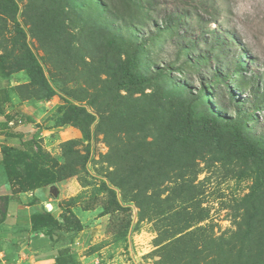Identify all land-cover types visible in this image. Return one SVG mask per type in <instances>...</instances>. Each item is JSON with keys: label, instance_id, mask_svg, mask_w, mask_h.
<instances>
[{"label": "rangeland", "instance_id": "374dc122", "mask_svg": "<svg viewBox=\"0 0 264 264\" xmlns=\"http://www.w3.org/2000/svg\"><path fill=\"white\" fill-rule=\"evenodd\" d=\"M15 1V14L0 10V53L8 56L2 69L8 72L18 53L12 42L16 19L56 91L46 101L39 90L20 88L23 97L27 93L40 98L21 100L30 107L32 122L38 121L37 143L70 173L65 179L85 192L79 202L71 200L72 206L78 211L91 203L84 217L90 225L103 217L108 246L101 256L113 264H264V186L250 195L257 181L246 168L250 163L210 154L204 143L181 146L175 139L169 144L174 107L163 84L187 81L185 89L195 92L200 85L195 68L172 71L166 80L135 90L119 87L116 67L124 54L118 37L127 32L141 37L138 25L122 28L107 6L97 5L102 0ZM146 1H136L140 8L132 5L128 12L117 6L115 13H130L143 23L144 18L158 21L176 11L182 14L180 35L197 43L194 53L210 55L200 69L214 66L217 55L222 63L228 57L245 63L250 84L236 90V97L245 100L249 128L264 142V101L258 110H250L259 99L252 91L261 92L264 84V0ZM212 37L220 41V50L213 47ZM172 49L171 44L164 47L163 59H169ZM155 65L160 67V61ZM16 78L23 83V74L18 72ZM176 88L179 95L189 96ZM63 97L83 105L93 120L52 127ZM70 139L77 141L73 152H67ZM99 180L115 190L119 203L128 208L125 214L101 216L105 194L91 200L89 188H83ZM252 203L257 206L254 215ZM126 217L130 222L125 235L113 239L110 225Z\"/></svg>", "mask_w": 264, "mask_h": 264}, {"label": "trees", "instance_id": "16d2710c", "mask_svg": "<svg viewBox=\"0 0 264 264\" xmlns=\"http://www.w3.org/2000/svg\"><path fill=\"white\" fill-rule=\"evenodd\" d=\"M136 1L138 0H110L109 2L102 0L97 3L101 8L107 6V12L113 14L115 21L121 20L122 28L134 30L136 24L141 29V37L139 38H135L136 36L134 37L127 31L128 34L118 37L119 46L123 49L124 54L116 67L119 87L135 90L149 85L153 81L160 83L161 79L166 80V75L170 76L172 71L182 73L186 68H195L196 77L200 81L195 92L185 89L189 87L187 81L173 83L172 80H166V83H162L165 89H168L167 92L170 93L169 98L174 107L171 129L169 128L173 135L169 144H173L175 139L179 141L181 146L186 145L188 141L204 143L210 154L230 155L231 158L249 162L250 165L248 164L246 168L254 171L257 180L250 195L261 190L264 186V142L252 134L248 125V118L251 116L249 108L244 109L245 100L237 98L235 92L236 90L242 91L243 86L249 83L244 75L245 63L240 58L233 59L230 57L222 63L217 55L215 65L210 67L208 64L207 70L203 71L200 66L208 63V60L211 59L210 55L201 52L194 53L197 43L185 35H180L182 14L175 11L164 14L158 21L147 17L144 18L143 23H138L132 19L130 13L126 16L123 13H115L119 11V9L116 11L117 6L125 11L129 10L132 5L139 9L140 6L135 5ZM15 2V0H0V10L8 14H15L18 8ZM146 2L150 3L149 0ZM12 24V42L18 53L8 64V67L13 73L23 71L25 80L11 88H0V114L4 113L3 107L11 103L10 89H15L19 99H23L27 94L23 97L20 94V88L37 89L41 93L40 97L46 101H49L56 94L37 54L28 44L24 28L16 19H13ZM114 28L117 27L114 26ZM205 41L208 42V40ZM211 41L217 50L222 48L218 39L215 40L212 37ZM170 44L173 45L172 53L169 59H163L164 47ZM182 56L184 58L180 61ZM156 61H160V67L155 65ZM152 62L154 63L153 68L146 70ZM7 63L8 56L0 53V77L4 75L5 71L2 66ZM176 87L186 90L189 96L179 95ZM262 87L261 92L256 91L254 93L252 91L253 95L255 94L254 97L259 99L250 110H258L260 104H263L264 84ZM169 90H173L175 95ZM29 98L40 99L28 94L25 99ZM63 100L58 106L52 127L68 124L77 125L78 122L93 120V115L87 112L83 105L76 104L64 97ZM236 106L239 108H232ZM13 118H15L14 113H6L5 123L8 124L7 122ZM9 135L20 136L18 133ZM36 140V137L33 136L22 142L23 147L5 144L1 147V162L5 166V174L11 183L13 193L55 185L70 176V173H65L64 168L59 166L53 157L43 151ZM76 142V139H70L67 142L69 144L67 152L74 151L72 145ZM85 159L84 156L79 158L83 163ZM83 188H89L91 200H96L97 196L102 193L105 194L106 202L102 207L101 216L114 212L125 214L128 211L127 207L119 203L115 190L104 180H99L95 184H84ZM84 193L79 191L74 197L60 203L59 219L45 209L33 213L30 216L33 232L43 233L51 239L55 235V240L58 241L63 238L66 232L82 230L83 225L72 210L71 200H78L79 202ZM8 201L9 196L0 195V222L6 216ZM92 208L91 203H87L81 207V210L87 211ZM250 208L254 215L257 206L252 203ZM129 222L130 218L126 217L110 225L113 239L117 240L119 236L125 235ZM262 224H264V220ZM251 225V220L248 219L247 226ZM240 244L246 245L247 243L242 241ZM64 251L57 257V264H73V258ZM63 253L64 255H62Z\"/></svg>", "mask_w": 264, "mask_h": 264}, {"label": "crops", "instance_id": "0c3cea01", "mask_svg": "<svg viewBox=\"0 0 264 264\" xmlns=\"http://www.w3.org/2000/svg\"><path fill=\"white\" fill-rule=\"evenodd\" d=\"M17 73L10 70L4 71V75L0 77V88H11L17 85ZM20 74L24 75L25 80V73L20 71ZM9 80L14 83H10ZM10 95L11 103L5 105L4 113L0 114V195L9 196L6 216L0 222V264H57V257L63 250L73 258V264H104L103 260L106 261L105 264H113L110 259L107 260L105 256H101L108 246L104 243L106 237L103 230V217L94 220L95 225H90L89 221L84 220L91 210L82 211L79 208L77 211L72 206L83 229L78 232H66L58 241L55 240V235L51 239L43 233L33 232L30 223V216L33 213L45 209L59 219L60 203L74 197L79 189L78 185H74L73 180L65 179L55 184L58 191L56 197L49 193V186L24 192H12L11 183L5 174V166L1 162V147L3 144L22 146V142L33 136L37 139L40 137V128L36 127L38 121L32 122L30 107L27 108L25 101L17 97L14 88L10 89ZM32 108H36L35 104ZM6 113L15 115V118L7 122L8 124L5 123ZM11 133H18L20 136H10ZM66 185H71V188H65Z\"/></svg>", "mask_w": 264, "mask_h": 264}, {"label": "water", "instance_id": "95a60500", "mask_svg": "<svg viewBox=\"0 0 264 264\" xmlns=\"http://www.w3.org/2000/svg\"><path fill=\"white\" fill-rule=\"evenodd\" d=\"M49 193H51V195H53L54 197L57 196L58 191H57L56 185H50L49 186Z\"/></svg>", "mask_w": 264, "mask_h": 264}, {"label": "built area", "instance_id": "2783aa9c", "mask_svg": "<svg viewBox=\"0 0 264 264\" xmlns=\"http://www.w3.org/2000/svg\"><path fill=\"white\" fill-rule=\"evenodd\" d=\"M12 124V122H10Z\"/></svg>", "mask_w": 264, "mask_h": 264}]
</instances>
